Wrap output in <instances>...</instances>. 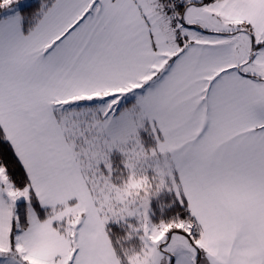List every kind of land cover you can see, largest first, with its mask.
Wrapping results in <instances>:
<instances>
[{
	"label": "snow or ice",
	"instance_id": "snow-or-ice-1",
	"mask_svg": "<svg viewBox=\"0 0 264 264\" xmlns=\"http://www.w3.org/2000/svg\"><path fill=\"white\" fill-rule=\"evenodd\" d=\"M0 264H264V0H0Z\"/></svg>",
	"mask_w": 264,
	"mask_h": 264
},
{
	"label": "rangeland",
	"instance_id": "rangeland-1",
	"mask_svg": "<svg viewBox=\"0 0 264 264\" xmlns=\"http://www.w3.org/2000/svg\"><path fill=\"white\" fill-rule=\"evenodd\" d=\"M33 1H37V0H19V3H20V7L25 5V4H29Z\"/></svg>",
	"mask_w": 264,
	"mask_h": 264
},
{
	"label": "trees",
	"instance_id": "trees-1",
	"mask_svg": "<svg viewBox=\"0 0 264 264\" xmlns=\"http://www.w3.org/2000/svg\"><path fill=\"white\" fill-rule=\"evenodd\" d=\"M36 2H37V1H33V2L29 3V4H25V5L21 6L20 8H21V10H26V6H27V5L35 4Z\"/></svg>",
	"mask_w": 264,
	"mask_h": 264
}]
</instances>
